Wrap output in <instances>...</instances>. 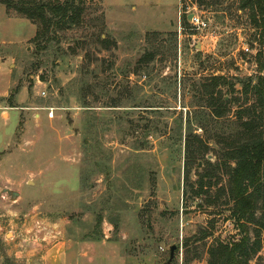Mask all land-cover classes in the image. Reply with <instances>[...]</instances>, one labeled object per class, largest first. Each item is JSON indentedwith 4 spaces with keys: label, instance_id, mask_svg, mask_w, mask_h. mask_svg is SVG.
<instances>
[{
    "label": "rangeland",
    "instance_id": "obj_1",
    "mask_svg": "<svg viewBox=\"0 0 264 264\" xmlns=\"http://www.w3.org/2000/svg\"><path fill=\"white\" fill-rule=\"evenodd\" d=\"M82 1L80 24L56 27L42 50L34 37L22 44L40 21L0 2V16L28 20L0 29V54L14 50L16 88L27 85L32 104L0 151V230L10 238L9 222L32 213L62 228L70 250L90 251L91 264H208L210 246L240 237L223 150L239 140L238 113L264 73L254 12L247 0ZM190 10L210 26L192 28ZM215 75L228 80L219 118L203 91ZM35 77L45 94L30 88ZM199 139L208 147L187 160L186 142L199 149ZM250 264H264V248Z\"/></svg>",
    "mask_w": 264,
    "mask_h": 264
},
{
    "label": "trees",
    "instance_id": "obj_2",
    "mask_svg": "<svg viewBox=\"0 0 264 264\" xmlns=\"http://www.w3.org/2000/svg\"><path fill=\"white\" fill-rule=\"evenodd\" d=\"M7 8H14L28 19L40 21V28L34 36L39 50L46 47L42 39L55 33L56 27L69 28L80 24L84 12L82 0H0ZM253 14L252 20L260 28L264 36V0H247ZM37 19V20H36ZM264 71V44L258 52ZM153 57L152 52H146L139 62H147ZM228 83L226 77L215 75L208 78L203 88L207 98L205 106L208 114L215 118L223 115L229 101L220 95L218 86ZM251 86V81L245 84V91ZM233 88V85H231ZM252 91L256 100L252 106L238 113L240 129L237 132L239 140L229 142L223 150L230 170L229 197L233 202L232 215L239 222L240 237L230 243L218 241L208 248V264H250V260L264 248V73L258 76ZM199 149L186 142L187 160L196 158L204 147H208L201 139ZM260 214H257V211ZM254 227V237L250 234Z\"/></svg>",
    "mask_w": 264,
    "mask_h": 264
},
{
    "label": "crops",
    "instance_id": "obj_3",
    "mask_svg": "<svg viewBox=\"0 0 264 264\" xmlns=\"http://www.w3.org/2000/svg\"><path fill=\"white\" fill-rule=\"evenodd\" d=\"M28 21L24 18H13L6 14L0 16V29L5 28L4 25L10 27L17 24L19 21ZM30 24L35 28L34 32L26 37L22 44L28 42L31 37H34L36 32V26L30 22ZM4 35V33H3ZM2 33L0 35V47L7 49L8 40L3 37ZM14 46H11V48ZM15 63V52L14 50L0 54V76L3 77L4 84L0 90V151L7 150L12 145L16 143V136L20 130V122L22 120L23 112L32 108V104L29 101V87L27 85H22L20 88H16V78L20 76L23 71L18 67L12 68ZM45 84L38 78L30 86L34 91L39 90L40 93L45 91ZM12 88H16L12 91ZM39 115V113H35ZM18 143V142H17ZM20 144V143H19ZM20 224L14 222L12 219L9 222V230L14 233L20 227ZM4 228V227H3ZM0 228V229H3ZM59 228V227H58ZM62 230V228H60ZM2 230H0V239L2 235ZM7 232L3 233L6 239L5 249L0 255V264H3V258L8 260V264H91L92 254L87 251H74L70 250V242L64 239V234L62 230V236L54 246L45 248L43 250H38L32 253L31 260L21 261L13 257L14 249V236L7 238ZM69 242V243H68ZM2 261V262H1Z\"/></svg>",
    "mask_w": 264,
    "mask_h": 264
},
{
    "label": "built area",
    "instance_id": "obj_4",
    "mask_svg": "<svg viewBox=\"0 0 264 264\" xmlns=\"http://www.w3.org/2000/svg\"><path fill=\"white\" fill-rule=\"evenodd\" d=\"M187 13L188 16L192 14L189 23L195 30H204L210 26V21L202 18L195 11L190 10ZM244 49L249 51L248 46H244ZM42 94H45V91H42ZM12 234L14 236L13 257L17 260L29 262L31 256H33L32 253L54 246L62 236V230L58 226L54 227L37 214L28 213L23 218L15 235Z\"/></svg>",
    "mask_w": 264,
    "mask_h": 264
},
{
    "label": "water",
    "instance_id": "obj_5",
    "mask_svg": "<svg viewBox=\"0 0 264 264\" xmlns=\"http://www.w3.org/2000/svg\"><path fill=\"white\" fill-rule=\"evenodd\" d=\"M191 16H192V14H190L188 16V19H190ZM2 192L11 194L12 195V198H16V196H18V194H19L18 191L10 190L8 188H4V190H2ZM0 194H1V191H0ZM175 248H176V245H174V244L170 246V257H169V261L174 257Z\"/></svg>",
    "mask_w": 264,
    "mask_h": 264
}]
</instances>
